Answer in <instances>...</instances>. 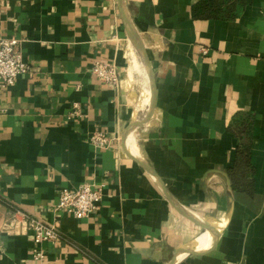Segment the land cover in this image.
Segmentation results:
<instances>
[{"label":"crops","instance_id":"crops-1","mask_svg":"<svg viewBox=\"0 0 264 264\" xmlns=\"http://www.w3.org/2000/svg\"><path fill=\"white\" fill-rule=\"evenodd\" d=\"M198 1L124 0L156 84L126 146L151 91L119 0H0V35L32 69L0 90V218L59 223L46 264H264V0L232 22L194 20ZM98 61L117 64L119 89L94 76ZM96 132L110 149L92 146ZM240 143L253 194L229 173ZM85 184L104 188L96 214L55 212L63 189ZM33 248L30 233L0 234V264L29 263Z\"/></svg>","mask_w":264,"mask_h":264},{"label":"built area","instance_id":"built-area-1","mask_svg":"<svg viewBox=\"0 0 264 264\" xmlns=\"http://www.w3.org/2000/svg\"><path fill=\"white\" fill-rule=\"evenodd\" d=\"M20 46L21 41L17 38L0 35V90L14 87L19 77L30 74L32 71L25 61ZM92 73L103 84L115 89L120 88V72L115 62L98 61L94 64ZM77 115L79 110L72 114L73 117ZM112 139L104 132H96L90 137V143L96 150H108L111 148ZM103 198V186L85 184L77 190L63 189L54 210L83 220L100 210ZM29 233L34 243L31 262L14 264H46L47 251L44 244L62 239L59 223L49 224L19 210L4 219L0 218V234L7 237H19Z\"/></svg>","mask_w":264,"mask_h":264},{"label":"trees","instance_id":"trees-1","mask_svg":"<svg viewBox=\"0 0 264 264\" xmlns=\"http://www.w3.org/2000/svg\"><path fill=\"white\" fill-rule=\"evenodd\" d=\"M253 0H199L192 8V17L196 21L232 22ZM250 125L236 122L230 131L239 138L249 135ZM255 167L252 164V145L240 143L229 173L236 191L253 194Z\"/></svg>","mask_w":264,"mask_h":264},{"label":"water","instance_id":"water-1","mask_svg":"<svg viewBox=\"0 0 264 264\" xmlns=\"http://www.w3.org/2000/svg\"><path fill=\"white\" fill-rule=\"evenodd\" d=\"M119 4H120V8H121V14L123 16V20L125 23V26L127 28V32H128V37L129 40L131 42L132 47L134 48L135 52L137 53L139 59H140V63L143 66V69L146 73L147 79H148V83H149V87H150V108L147 110V112L143 115V117H140L139 119H137L136 121H134L125 131L124 134V144L126 146H128L130 144V140H131V135L133 134V132L152 114V112L155 110V103H156V84H155V77H154V73L152 70V66L149 60V57L146 53V50L143 46V44L141 43V40L134 28V26L132 25L130 18L128 16V12L127 9L125 7V2L124 0H119ZM147 165V164H145ZM150 172H152V170L148 167ZM153 175L154 172H152ZM228 184L230 187V190H232V185H231V181L230 179L228 180ZM172 264H176V261L173 262Z\"/></svg>","mask_w":264,"mask_h":264},{"label":"bare ground","instance_id":"bare-ground-1","mask_svg":"<svg viewBox=\"0 0 264 264\" xmlns=\"http://www.w3.org/2000/svg\"><path fill=\"white\" fill-rule=\"evenodd\" d=\"M134 60V65H133V67H132V69L134 70V72H136L137 74L140 72V71H143L144 69H143V66H142V64L140 63V59L139 58H137V57H135V59H133ZM138 77V76H137ZM142 80V79H141ZM138 82H140V81H138ZM137 82V83H138ZM145 99H146V96H145V98L143 97V102H145Z\"/></svg>","mask_w":264,"mask_h":264},{"label":"rangeland","instance_id":"rangeland-1","mask_svg":"<svg viewBox=\"0 0 264 264\" xmlns=\"http://www.w3.org/2000/svg\"><path fill=\"white\" fill-rule=\"evenodd\" d=\"M135 57L139 58L138 55H137V53H136V55L134 56V58H135Z\"/></svg>","mask_w":264,"mask_h":264}]
</instances>
